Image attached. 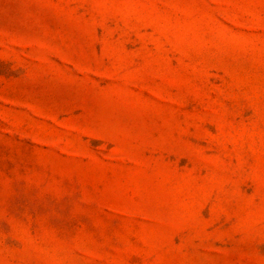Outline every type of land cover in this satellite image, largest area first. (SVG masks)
I'll return each instance as SVG.
<instances>
[{
	"label": "rangeland",
	"instance_id": "rangeland-1",
	"mask_svg": "<svg viewBox=\"0 0 264 264\" xmlns=\"http://www.w3.org/2000/svg\"><path fill=\"white\" fill-rule=\"evenodd\" d=\"M0 264H264V0H0Z\"/></svg>",
	"mask_w": 264,
	"mask_h": 264
}]
</instances>
